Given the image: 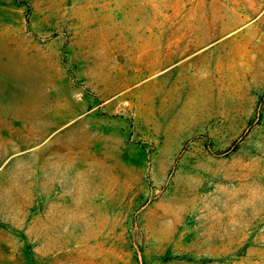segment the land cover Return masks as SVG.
Here are the masks:
<instances>
[{"label":"rangeland","instance_id":"374dc122","mask_svg":"<svg viewBox=\"0 0 264 264\" xmlns=\"http://www.w3.org/2000/svg\"><path fill=\"white\" fill-rule=\"evenodd\" d=\"M0 264H264V0H0Z\"/></svg>","mask_w":264,"mask_h":264}]
</instances>
